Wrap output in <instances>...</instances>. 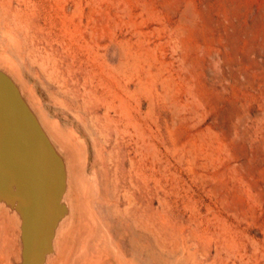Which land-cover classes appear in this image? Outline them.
I'll use <instances>...</instances> for the list:
<instances>
[{
  "label": "rangeland",
  "instance_id": "374dc122",
  "mask_svg": "<svg viewBox=\"0 0 264 264\" xmlns=\"http://www.w3.org/2000/svg\"><path fill=\"white\" fill-rule=\"evenodd\" d=\"M0 69L89 189L90 251L264 264V0H0Z\"/></svg>",
  "mask_w": 264,
  "mask_h": 264
},
{
  "label": "water",
  "instance_id": "95a60500",
  "mask_svg": "<svg viewBox=\"0 0 264 264\" xmlns=\"http://www.w3.org/2000/svg\"><path fill=\"white\" fill-rule=\"evenodd\" d=\"M68 193L65 156L16 80L0 69V203L21 215V264H45Z\"/></svg>",
  "mask_w": 264,
  "mask_h": 264
},
{
  "label": "bare ground",
  "instance_id": "6f19581e",
  "mask_svg": "<svg viewBox=\"0 0 264 264\" xmlns=\"http://www.w3.org/2000/svg\"><path fill=\"white\" fill-rule=\"evenodd\" d=\"M54 138L62 146L61 141L56 136ZM67 155L73 162L74 155L69 152ZM113 162V172L117 174L120 170L119 160L115 159ZM72 165L74 168V164ZM75 169L79 170L78 173H84V163ZM80 190L75 188L73 196L66 193L70 200L64 201L68 213H64L55 228L54 250L47 254L45 264H79L81 260L82 264H127L104 249L89 250V243L95 236L97 224L91 209L89 189L84 186L82 194L79 193ZM21 233L20 213L5 202H1L0 249L7 254V264H19L23 258Z\"/></svg>",
  "mask_w": 264,
  "mask_h": 264
}]
</instances>
